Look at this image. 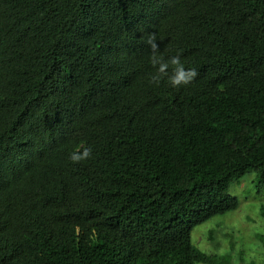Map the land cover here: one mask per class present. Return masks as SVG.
Here are the masks:
<instances>
[{"label":"trees","instance_id":"1","mask_svg":"<svg viewBox=\"0 0 264 264\" xmlns=\"http://www.w3.org/2000/svg\"><path fill=\"white\" fill-rule=\"evenodd\" d=\"M153 32L193 82L150 83ZM248 174L264 0H0V264H224L193 231Z\"/></svg>","mask_w":264,"mask_h":264},{"label":"rangeland","instance_id":"2","mask_svg":"<svg viewBox=\"0 0 264 264\" xmlns=\"http://www.w3.org/2000/svg\"><path fill=\"white\" fill-rule=\"evenodd\" d=\"M254 178L248 174L231 186L230 194L240 201L236 210L193 231V242L204 252L225 256L224 264H261L264 258V190Z\"/></svg>","mask_w":264,"mask_h":264},{"label":"clouds","instance_id":"3","mask_svg":"<svg viewBox=\"0 0 264 264\" xmlns=\"http://www.w3.org/2000/svg\"><path fill=\"white\" fill-rule=\"evenodd\" d=\"M158 39L156 33H149L145 43L150 49V62L156 69L154 74L150 76V83L158 85L164 78L168 79L170 86L180 87L181 85H188L198 76L195 69H186L181 63L180 55H175L165 59L160 54V47L157 43ZM171 68V73L169 69ZM91 156V149L84 147L82 150L77 149L70 154L69 159L72 163H80L89 159Z\"/></svg>","mask_w":264,"mask_h":264}]
</instances>
